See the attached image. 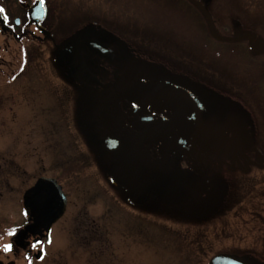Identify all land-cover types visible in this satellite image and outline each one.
I'll return each instance as SVG.
<instances>
[{"label":"rangeland","instance_id":"rangeland-1","mask_svg":"<svg viewBox=\"0 0 264 264\" xmlns=\"http://www.w3.org/2000/svg\"><path fill=\"white\" fill-rule=\"evenodd\" d=\"M52 1L56 7L50 11L52 18L68 20L75 24V31L78 29L77 37L64 35L62 38L67 42L75 37L69 43H75L81 50L91 37L88 34L92 29L107 40L119 41L120 35L127 37L131 43L125 68L127 77L137 71L159 77L164 69L175 67L172 60L182 66L183 63L194 67L209 66L210 74L201 77L207 82L203 98L214 114L229 122L231 138L241 150L264 162V67L242 47L213 41L212 24L208 22L209 32L206 31L195 11L176 0ZM237 1L234 7L239 3L249 15L264 7V0ZM230 2L224 1L225 10L232 6ZM215 7L219 8V3H215ZM66 24L60 27L67 28ZM127 28L133 33L122 31ZM53 30L57 32L59 28H51L54 35ZM112 30L120 33L119 36L112 35L115 34ZM215 31L218 34L216 26ZM62 35L56 34L57 39ZM150 39L153 41H148ZM53 42L46 39L42 46L38 39L28 36L15 41L8 34L0 35L3 45L0 57L7 61L0 71V162L5 168L0 175V225H21L25 220V191L40 176H53L68 195L66 213L56 227L66 236L62 252L69 263L208 264L217 254L222 258V253L239 254L251 248L260 250L264 256V224L251 220L249 212L237 218L236 208L229 210L231 201L227 199L232 195L231 189L228 191L232 183L223 182L220 193L224 196L218 202L197 196L185 206L156 204L136 211L137 208L133 209L125 201L124 193L108 182L104 167L97 165L98 160L93 156L91 145L96 137L87 128L93 124L89 104L96 103L88 101L89 92L80 90L68 105L67 101H62L65 97L59 93L62 87L58 83L59 68L53 60L57 51ZM186 55L191 56V61ZM8 61L15 62L22 73L10 83ZM218 71L224 74L220 78L215 74ZM197 76L192 75L199 80ZM231 84L233 89L227 90L237 99L238 105L215 94L219 93L217 87L225 89ZM193 86L200 89L196 84ZM253 147H260L262 151ZM8 163L14 164L12 170L5 166ZM237 178L247 180L239 181L242 185L236 182L238 194L251 193L246 209L263 210L264 170L254 169ZM226 210L229 212L224 218L217 215H224ZM88 215L96 217L97 223L93 224ZM78 225L83 230L88 226H100L110 234L108 239L101 236L97 242L87 245L84 240H75L71 233ZM104 241L109 244L106 250L94 255L99 260L89 261L91 247L98 244L101 247Z\"/></svg>","mask_w":264,"mask_h":264},{"label":"flooded vegetation","instance_id":"flooded-vegetation-1","mask_svg":"<svg viewBox=\"0 0 264 264\" xmlns=\"http://www.w3.org/2000/svg\"><path fill=\"white\" fill-rule=\"evenodd\" d=\"M38 1L40 0H0V8L4 10L0 14L6 20L4 24L0 23V35L8 34L14 37L15 41H21L28 36L31 39H38L42 46H45L43 43L46 39H52L53 43H56L58 52L56 51L53 60L59 68L58 83L62 87L59 93L65 97L62 101H67L66 105H68V101H74L75 95L80 90L85 93L89 92L88 101L96 103V105L89 104L92 106L93 124L90 129L87 128V131L95 133L96 139L91 147L94 158L98 160L97 165L104 167L108 182L117 186L119 185L110 173L113 162L126 156L124 166L136 167L134 180L132 184H128L130 188H119L122 191L121 194L124 193L125 201L133 206V209L137 208L136 211H142V208L156 204L165 207L185 206L197 196L211 202H218L224 196V193L220 192L225 182V184L232 183V187L230 186L228 190L231 189L232 193L227 199L231 201L229 210L236 208L234 213L237 218L238 216L243 217L242 213L249 212L251 220L264 224V209L248 211L246 204L249 202L251 193L241 196L238 194L237 184L239 181L242 183L247 181L237 178L239 174H249L254 169L264 170V162L255 155L241 150L239 144L231 138L232 130L228 129L229 122L214 114L203 98L202 91L207 89V82H203L205 77L203 79L201 77L210 74L209 66L201 64L194 67L185 63L182 66L172 60L175 67L161 70L164 74L159 77H153L146 71H137L133 76L127 77L125 68L128 45L131 43L125 35H120V40L115 41L92 34L81 50L78 46L75 47V43H69L77 37L78 29L75 31V24L67 22L68 20L61 21L56 18V21L52 18L50 11L56 8L53 5L55 1L44 0L46 13L39 23L31 18L30 11ZM224 1L176 0L178 4L192 9L199 15L206 31L209 32L208 22L210 26L212 24L213 29L210 30V36L213 41L221 42L229 47L235 45L242 47L244 52L259 60L264 67V7L254 10L249 15L247 11L239 7V3L234 7V4L239 2L237 0H231L232 6L225 10ZM215 3H219L220 7L216 8ZM64 23H68L67 28L60 27ZM53 27L59 28L57 32L53 30L56 34H63L60 38L57 39L56 34H52L51 28ZM124 30L133 33L129 28L122 29ZM112 31L115 33L112 35L119 36L120 33ZM64 35L75 37L65 42V38H62ZM221 37L229 39L224 40ZM88 42L100 44L106 50L112 51V56L107 58L91 51L87 46ZM2 47L0 43V51ZM66 47H71L72 53L65 58L64 62H60L58 54ZM174 48H172L173 51H175ZM186 58L191 61L190 55H186ZM6 62L3 57H0V71L6 66ZM8 64L11 66L7 77L10 83L22 73L19 72V66L15 65V62L8 61ZM116 71L119 72L117 79ZM215 74L217 78L224 75L221 71ZM76 75L81 78V81L76 78ZM192 75H199L200 77H197L201 82L197 83L199 80L193 79ZM158 81L170 82L182 92L178 91L180 93L177 97L167 104L144 97L143 90H133L134 87L152 85ZM194 84L200 89L195 88ZM227 89L232 90V84L231 87L227 86L225 89L217 87L219 93L215 94L238 105L237 99ZM13 116L15 117V114ZM106 140L109 142L107 149L104 148ZM259 148L253 147L256 151H262L260 150L262 148ZM163 153L170 157V166L160 172L159 162L163 158ZM13 165L8 163L5 166L12 170ZM3 169L5 168L0 162V175ZM124 170L126 171L125 167ZM45 177L55 178L64 190L57 177ZM175 179H179V184L172 186ZM147 183L150 186L146 187ZM239 185L242 184L239 183ZM133 190L136 201L130 197ZM65 194L68 206V195L66 192ZM176 197H179V202H170ZM24 209L25 220L21 225H0V264H74L69 263L67 258L64 260L63 257L62 247H64L63 241L66 236L56 227V223L62 218L50 228L46 226L27 227L32 223V214L25 206ZM229 210H226L224 215L222 213L217 215L224 218ZM88 217L91 218L93 224L97 223L96 217L92 215ZM84 229L78 225L71 233L73 237L75 236V240L78 242L84 240L87 245L97 242L101 236L108 239L110 234L106 228L103 229L96 225ZM11 232L14 234L9 235ZM9 244L12 245L11 251H5L4 246ZM107 245H109L107 241H104L101 247H98L99 244L97 247L92 246L90 250L92 257L89 261L99 260L94 255H101ZM223 254L221 255L223 260L228 262L264 264L263 253L255 248L247 249L239 254L235 252ZM216 256L219 257L218 254ZM215 258V256L211 257L208 264H213Z\"/></svg>","mask_w":264,"mask_h":264},{"label":"water","instance_id":"water-1","mask_svg":"<svg viewBox=\"0 0 264 264\" xmlns=\"http://www.w3.org/2000/svg\"><path fill=\"white\" fill-rule=\"evenodd\" d=\"M46 13V8L41 7L40 1H38L30 11L31 18L36 22H40ZM6 22L3 15L0 14V23L4 24ZM96 33V29H92V31L88 34L91 36ZM87 41V40H86ZM85 43V42H84ZM83 43V44H84ZM87 43V42H86ZM88 48L103 56L110 58L112 56V51L106 50L103 46L95 42H88ZM72 53L71 47L63 48L58 54V60L60 62H64L65 58L68 57ZM74 71V68H72ZM76 73V72H75ZM119 72L116 71L115 77L118 78ZM76 78L81 81V78L76 75ZM133 90H143L144 97L154 100L158 103H167L172 102L177 95L182 92L176 86H173L172 83L167 81H158L152 85H144L134 87ZM132 91V90H131ZM180 91V92H178ZM186 94V93H185ZM187 95V94H186ZM189 97V96H188ZM190 98V97H189ZM194 105L193 102H191ZM109 142L104 141V148L107 149V144ZM123 157L120 160L113 162L111 166V176L115 180V182L121 187L130 188L129 183L132 184L135 177V166L128 168L124 166V161L126 160ZM179 160H177L178 162ZM170 166V157L168 154L163 153V158L160 159L159 162V171L163 172ZM126 168V171L124 170ZM162 175V173H161ZM176 186L179 184V179H175L172 186ZM150 186L149 183L146 184V187ZM130 197L133 201L135 199L134 190L130 193ZM24 206L26 209L31 211L32 214V223H30L27 227H39L46 226L50 228L55 222H57L64 214L66 206H67V196L62 188V186L57 182L55 178L52 177H40L33 186L28 188L24 193ZM179 197H176L170 202H179ZM141 202V201H138ZM213 264H234L236 262H228L223 260V258H215ZM237 264V263H236Z\"/></svg>","mask_w":264,"mask_h":264},{"label":"snow or ice","instance_id":"snow-or-ice-1","mask_svg":"<svg viewBox=\"0 0 264 264\" xmlns=\"http://www.w3.org/2000/svg\"><path fill=\"white\" fill-rule=\"evenodd\" d=\"M40 5H41V7L44 6V0H40ZM3 11L4 10L2 8H0V12H3ZM13 234H14V232L9 233V235H13ZM49 242H51V241H49ZM11 249H12V245H10V244L4 246L5 251H11Z\"/></svg>","mask_w":264,"mask_h":264}]
</instances>
